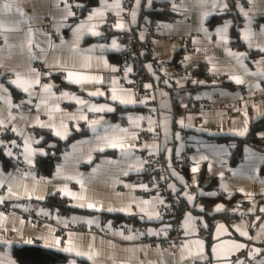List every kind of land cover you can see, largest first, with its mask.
<instances>
[{
  "label": "crops",
  "instance_id": "obj_1",
  "mask_svg": "<svg viewBox=\"0 0 264 264\" xmlns=\"http://www.w3.org/2000/svg\"><path fill=\"white\" fill-rule=\"evenodd\" d=\"M232 1L217 0L214 8L213 0H139V5L134 0L133 7L126 10L123 0H119V9L105 7L99 0L82 14L81 21L71 24L67 0H0V135L5 136L0 146L11 161L5 163L0 158V196L5 197L0 204L11 209L0 210V264H18L14 247L44 246L42 238H58L60 247L68 246L71 240L77 250L93 254V259H88L49 248L69 256L64 264H204L216 233L226 237L230 232L235 238L264 246V175L260 172L264 153L247 147L240 155L243 159L239 156L233 162L234 145L221 140L247 135L251 124L264 118V76L253 75L264 71V0H235V11L243 18L242 43L237 48L232 35L233 16L211 23L214 17L228 14ZM5 2L13 5V11L3 10ZM115 2L107 0L108 5ZM167 2L173 5L168 7ZM96 8H103L104 15L88 21ZM164 10L175 17L157 20L162 37L155 40L153 54L146 56L145 64L156 71L157 63L164 61L165 68L148 85L147 96L141 98L131 87V66H125L119 77L110 78L107 72L118 68V57L124 49L119 35L132 32L146 40L152 17L145 13ZM205 12L210 13L206 18ZM109 17L113 19L111 24L107 23ZM81 22L85 27L77 33L75 29ZM117 23H123L125 28H116ZM93 25L100 36L90 34ZM47 26L59 32L60 37L53 39L45 31ZM248 30L254 34L250 35L251 46L243 38ZM113 41L117 48L112 47ZM35 62L46 65L53 73H64L63 95H58L53 86L50 91L44 90L46 84ZM199 68L204 71L202 76L195 74ZM69 72L74 74L73 79H86L71 82ZM17 74L24 80L38 78L40 83H33L24 92L11 83ZM232 77H240L244 83L238 84ZM94 92L103 95H91ZM114 94L120 99L113 100ZM121 99L133 102L121 103ZM192 99L210 105L194 108L190 105ZM26 104L32 108L26 109ZM92 105L113 111L94 112L90 110ZM92 113L99 116L92 118ZM121 117L127 118L125 126L118 122ZM93 121L98 123L93 125ZM245 128L246 134L239 135ZM41 129L55 135L59 131L61 135L56 136L62 140L79 133L49 177L36 169L37 154L44 153L40 147ZM142 131L151 137L141 140ZM105 137L122 139L124 149L111 147ZM25 141L31 154L26 151ZM187 148L193 150L188 175L182 171L181 163ZM157 155L166 162L170 185L186 206L182 214L185 238L174 249L139 241L141 233L158 235L166 227V218L159 210L161 199L150 194L148 186L140 181L144 167ZM17 161L24 163L27 170H15ZM212 180L216 188L207 186ZM191 183L199 186L197 196L189 192ZM9 186L17 194L11 198ZM217 195L225 201L215 205V213L240 209L241 216L231 224L217 222L212 235H207L200 227L202 219L197 212L204 206L198 197ZM51 196L67 200L71 210L49 211L43 202ZM233 198L236 200L230 202ZM81 204L96 207H80ZM218 206H222L219 211ZM121 208L129 211L108 210ZM31 211L44 218H25ZM157 213L159 218H148ZM115 216L138 218L139 235L127 232L124 227L128 224L117 222ZM5 240L11 243H2ZM27 240L33 243H24ZM238 261L248 263L245 256ZM249 264H264V253Z\"/></svg>",
  "mask_w": 264,
  "mask_h": 264
},
{
  "label": "built area",
  "instance_id": "obj_2",
  "mask_svg": "<svg viewBox=\"0 0 264 264\" xmlns=\"http://www.w3.org/2000/svg\"><path fill=\"white\" fill-rule=\"evenodd\" d=\"M179 1L180 0H175L176 3ZM67 2L71 6V13H74V15H72L69 19V22L74 24L81 21L83 16L80 3L76 0H67ZM123 3L124 8L126 10H130L133 7L134 0H123ZM77 5H80V7ZM172 5L173 2H167L168 7H171ZM112 22V17H109L107 19V23L111 24ZM45 31L50 33L53 39L60 37L59 32L50 28V26H47ZM161 37L162 35L159 30L158 21L155 19H152L148 24L146 40L137 38L132 32H122L119 35V39L124 43V49L118 57L117 70L107 72L109 77H119L125 66H131L133 73L131 87L141 98H145L148 94V85L153 82L157 73L163 71L165 68L164 61L157 63L156 71L149 70L145 64L146 56H152L153 54V44L155 40L161 39ZM237 47L238 46L235 44L234 48ZM34 66L41 71L45 84L52 85L56 93L60 96L65 93V86L63 85L64 73L62 71H56L53 73L41 62H35ZM190 105L194 108H199L210 104H206V102L202 100L192 99L190 101ZM24 107L26 109L32 108L27 104ZM98 116V113L91 114L92 118H96ZM118 122L120 125L125 126L127 124V118L121 117L118 119ZM6 131L8 134H11V137L13 136L10 129H7ZM150 137L151 135L145 131H142L140 136L141 140H145ZM16 140H18V138H16ZM16 151L18 152V150H15V152ZM192 151L193 150L191 148L186 149V151L182 154L181 163L186 166L190 164L189 154ZM239 159H243V156H240ZM15 170H27V166L24 163L17 161ZM140 181L148 186L150 194L161 199L159 210L166 218V227L158 235L148 234L145 232L141 233L139 241L162 248H177L185 238V232L182 229V214L177 204L176 191L169 182L167 164L161 155H157L148 161L144 167V173L140 177ZM189 192L192 196H197L199 194L198 184L191 183ZM46 208L51 212H54L56 209L52 205H46ZM0 210L10 212L11 209L7 204H0ZM24 217H30L38 221L44 218V216H36V214L32 211L25 214ZM115 226H117V223H114V227ZM72 228H74V226H72ZM124 229L133 235H139L141 231L140 226L127 225Z\"/></svg>",
  "mask_w": 264,
  "mask_h": 264
},
{
  "label": "trees",
  "instance_id": "obj_3",
  "mask_svg": "<svg viewBox=\"0 0 264 264\" xmlns=\"http://www.w3.org/2000/svg\"><path fill=\"white\" fill-rule=\"evenodd\" d=\"M82 4L81 12L82 14L86 12L89 8L96 6L99 0H76ZM236 10L235 0L232 1L230 10L228 14L214 17L211 23L223 20L228 16H233L235 20L234 27L232 29L233 38H235L236 45L239 46L242 43L240 39V28L243 25V18L240 17ZM152 17V19H173L175 14L169 10L157 11V12H146ZM199 68L195 74L197 76H202L204 71H200ZM17 95L16 91H13ZM264 131V118L253 122L251 124L250 130L245 136L238 137H225L221 140L229 144L234 145L233 151V162H237L238 157L245 152L247 147H250L256 152L264 153V136L262 132ZM39 134L42 137L40 142V147L44 149V153L37 154L36 157V169L43 176H51L57 164L61 161L63 154L67 151L71 142L79 135V133H72L66 140H62L57 137L51 130L41 129ZM5 136L0 135V140H4ZM0 158L3 159L5 163L11 164V161L6 158L5 153L0 146ZM179 162V161H178ZM182 171L188 175L187 166L182 164ZM260 172L264 175V163L261 166ZM216 181L212 180L207 186L215 187ZM216 188V187H215ZM200 198L201 204L204 206V210L197 212L200 214L202 219L201 230L204 234L212 235L217 222L224 221L227 224H231L233 221L239 219L241 216L239 210H231L220 213L214 212L215 205L220 201H225V198L221 195L215 197H198ZM233 198L230 202L235 201ZM46 205H52L55 208L61 209L64 213L70 211V205L67 200L60 198L58 196L48 197L44 202ZM177 204L181 214L186 210V206L177 198ZM232 206V205H231ZM231 209H235L232 208ZM115 220L119 223H125L129 226H139L140 221L138 218H123L120 216H115ZM210 252V248H209ZM13 256L15 257L18 264H64L69 260V256L55 250H51L42 246L41 244L34 245H20L15 246L13 249ZM208 260L204 262L207 263Z\"/></svg>",
  "mask_w": 264,
  "mask_h": 264
},
{
  "label": "snow or ice",
  "instance_id": "obj_4",
  "mask_svg": "<svg viewBox=\"0 0 264 264\" xmlns=\"http://www.w3.org/2000/svg\"><path fill=\"white\" fill-rule=\"evenodd\" d=\"M103 2H104V4H105V7H110V8H115V9H119V8H120L119 0H116V2H115L114 4H112V5H108V4H107V0H103ZM136 2H137V5H139V0H136ZM201 2H202V3H203V2H207V0H201ZM216 3H217V0H213V7H214V8L216 7ZM77 6L80 7V5H77ZM2 7H3V10H4L5 12H11V11H13V5H12L11 3L5 2V3L2 5ZM69 7H70V6H69ZM224 8L227 9V4H224ZM15 10H16V11H19L18 8L15 9ZM241 11H243L242 7H241ZM69 15H74V13L69 12ZM103 15H104V9H103V8H96V9L92 10L91 14L88 16V21H91L94 17H98V16L102 17ZM116 15L119 16V15H120V12L117 11V12H116ZM135 15H136V13L133 11V12H132L133 22L135 21ZM208 15H210V13H208V12H205V13H204V17H205V18H206ZM244 15L247 16L248 13H247V12H244ZM84 27H85V22H81V24L75 29V31H76L77 33H79ZM115 27H116V28H120V29H124V28H125V25H124L123 23H117V24L115 25ZM94 29H95V25H93L92 28L89 29L90 34H91V35H95V36H100L101 33L98 32V31H95ZM262 34H264V29H262ZM250 35H254V34H252V33L250 32V30H248V31H245V33H244V37H243L246 41H249V46H251ZM112 47H113V48H117V47H118V45L116 44L115 41L112 42ZM261 51H264V48H261ZM239 55H244V54H239ZM129 70H130V69H129ZM73 75H74L73 73L69 72V73H68V79H69L71 82H74V83H81L82 79H86V77H80V78H77V79H73ZM253 75H261V76H264V71H262V72H258V73H253ZM232 79H234L235 82L238 83V84H242V83H244V81H243L240 77H232ZM11 83H12V84H15L17 87L21 88L24 92H28L29 89H30V87L32 86L33 83L38 84V83H40V81H39L38 78H37L35 81L24 80V79H21V78H20L19 74H17V79L11 81ZM43 87H44V90H45V91H50L51 88H52V85H47V84H46V85H44ZM149 87H150V86H149ZM0 88H3V85H0ZM91 95H94V96H95V95H103V93H100V92H94V93H91ZM112 99H113V100H118V99H120V98L114 94V95L112 96ZM120 102H121V103H132L133 101H130V100H122V99H121ZM77 103H79V104H87L86 101H81V100H77ZM90 110H91V111H94V112H100V111H105V110H106V111H113L112 108H106V106H99V107H97L96 105H92V106L90 107ZM81 119H86V117H81ZM91 123L94 125V124H96V123H98V122L93 121V122H91ZM0 124H3V121H2V120H0ZM41 126L51 127V125H41ZM12 131H16V129H12ZM246 132H247V128L243 129V130L240 131L238 134H239V135H245ZM56 135L59 136V135H61V133H60L59 131H57V132H56ZM104 139L108 140L109 145H110L111 147H114V148H115V147H119V148H121L122 150H123L124 147H125L124 143L122 142V139H120V138H115V139H111V140H109L108 137H105ZM0 143H2V142H0ZM13 143H14V142H13ZM25 145H26V151H27L29 154H31V153H32V149L28 146V142H27V141H25ZM8 155L11 156L12 153L9 151V152H8ZM27 158H28V157H26V159H27ZM28 162L31 163L32 161L29 159ZM192 170H193L194 172L197 171L196 168H193ZM0 187H3V183H2V182H0ZM8 193H9V198H11V196H15V195H17L16 193H14V192L12 191V188H11L10 186H9V188H8ZM38 199H43V197H38ZM188 199L191 200L192 197L189 196ZM4 200H5V197L0 196V203H3ZM144 203H149V202L145 201ZM79 206H80V207L87 206V207H90V208H94V207H96V205H94V204H87V205H83V204H81V205H79ZM221 207H222V206H218L217 210L219 211ZM108 210H109V211H129V209H127V208H121V209H108ZM141 211L143 212L144 209H141ZM0 215H2V214H0ZM142 218H143V217H142ZM148 218H149V219H152V218H159V214L157 213V214H155L154 216H153V215H150ZM237 230L240 231L239 228H237ZM241 234H242V235H247V233H245V232H241ZM127 238L131 239V238H133V237H127ZM42 239H44V247H46V248H56V249H58L59 251H62V252H66V253H75V255H77V256H87L88 259H93V254H89V253H87V252H82V251L77 250L76 247H75V245L71 242V240L69 241V245H68V246L60 247V240H59L58 238H57V239H54V240H52V241H49V240L46 239V238H42ZM2 243L10 244L11 241H7V240H5V241H2ZM24 243L32 244L33 241H32V240H27V241H24ZM198 243H201V244H202V242H198ZM232 247H233L234 249L238 250V249H240V248L246 247V245H243V244H233ZM260 251H261L260 249H254V250H253L254 253H255V252H260ZM95 255H98V253H96ZM73 264H75L74 261H73ZM237 264H242V262H241V261H237Z\"/></svg>",
  "mask_w": 264,
  "mask_h": 264
},
{
  "label": "water",
  "instance_id": "obj_5",
  "mask_svg": "<svg viewBox=\"0 0 264 264\" xmlns=\"http://www.w3.org/2000/svg\"><path fill=\"white\" fill-rule=\"evenodd\" d=\"M210 135L220 134L211 133ZM140 219L145 222V218L140 217ZM218 228L219 226L217 229ZM233 244H243L246 245V247L236 250L232 247ZM254 249H260L261 251L254 253ZM262 253H264V246L235 238L230 232H228L226 237L219 236V234L216 233L210 248V257L206 264H235L242 256L246 257L248 261L247 264H249L261 256Z\"/></svg>",
  "mask_w": 264,
  "mask_h": 264
}]
</instances>
